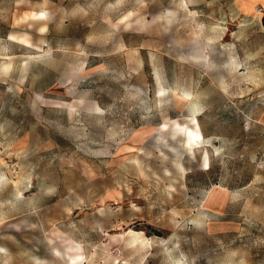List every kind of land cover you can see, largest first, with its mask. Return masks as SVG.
<instances>
[{"label": "rangeland", "instance_id": "rangeland-1", "mask_svg": "<svg viewBox=\"0 0 264 264\" xmlns=\"http://www.w3.org/2000/svg\"><path fill=\"white\" fill-rule=\"evenodd\" d=\"M252 2L0 0V264H264Z\"/></svg>", "mask_w": 264, "mask_h": 264}, {"label": "crops", "instance_id": "crops-1", "mask_svg": "<svg viewBox=\"0 0 264 264\" xmlns=\"http://www.w3.org/2000/svg\"><path fill=\"white\" fill-rule=\"evenodd\" d=\"M252 5H256L260 8L261 18L264 16V0H253Z\"/></svg>", "mask_w": 264, "mask_h": 264}, {"label": "trees", "instance_id": "trees-1", "mask_svg": "<svg viewBox=\"0 0 264 264\" xmlns=\"http://www.w3.org/2000/svg\"><path fill=\"white\" fill-rule=\"evenodd\" d=\"M262 23H263V25H264V16H263V18H262Z\"/></svg>", "mask_w": 264, "mask_h": 264}, {"label": "bare ground", "instance_id": "bare-ground-1", "mask_svg": "<svg viewBox=\"0 0 264 264\" xmlns=\"http://www.w3.org/2000/svg\"><path fill=\"white\" fill-rule=\"evenodd\" d=\"M260 14H261V13H260ZM178 127H179V126H178ZM179 128L182 129L181 127H179ZM220 186H221V185H220ZM77 257H78V256H77ZM115 261H116V260H115ZM115 261H114V262H115ZM114 262H113V263H114Z\"/></svg>", "mask_w": 264, "mask_h": 264}]
</instances>
